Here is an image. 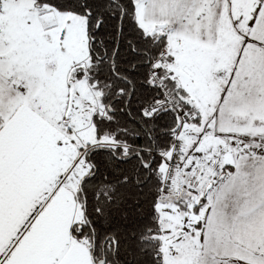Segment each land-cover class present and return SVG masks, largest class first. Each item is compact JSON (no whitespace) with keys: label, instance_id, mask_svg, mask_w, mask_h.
<instances>
[{"label":"snow or ice","instance_id":"obj_1","mask_svg":"<svg viewBox=\"0 0 264 264\" xmlns=\"http://www.w3.org/2000/svg\"><path fill=\"white\" fill-rule=\"evenodd\" d=\"M0 264H264V0H0Z\"/></svg>","mask_w":264,"mask_h":264}]
</instances>
